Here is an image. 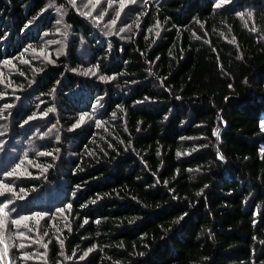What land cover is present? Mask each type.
I'll return each mask as SVG.
<instances>
[{
  "label": "trees",
  "instance_id": "1",
  "mask_svg": "<svg viewBox=\"0 0 264 264\" xmlns=\"http://www.w3.org/2000/svg\"><path fill=\"white\" fill-rule=\"evenodd\" d=\"M221 1L141 0L104 38L0 0L12 264H264V0Z\"/></svg>",
  "mask_w": 264,
  "mask_h": 264
},
{
  "label": "rangeland",
  "instance_id": "2",
  "mask_svg": "<svg viewBox=\"0 0 264 264\" xmlns=\"http://www.w3.org/2000/svg\"><path fill=\"white\" fill-rule=\"evenodd\" d=\"M66 1L68 2L69 6L74 9L73 12H76L79 15H82L80 14V12H82L83 15L86 16L87 18L88 16L94 17L92 21L94 25H96L97 27V33L100 35V37L104 36V38H107L111 36L118 37L117 35L124 34L127 28L129 29L128 30L129 33H131V29L129 28L128 25H125L123 27H120V26L124 23V21L127 18L128 20L132 19L134 9L136 8V6L139 4L141 0H139V2H137L136 0H108V3L112 1L116 2V6L113 3L108 4V8L103 7L100 4V0H66ZM225 2L227 1L223 0L222 3H225ZM97 6L98 8L94 9V7H97ZM87 7L88 9H86ZM101 8H103V10ZM49 9L50 10L53 9L60 18L62 16V19H63L64 14L66 13L65 8L62 9L57 6L49 7ZM125 11L127 12V14L124 16ZM119 18H121L122 21L115 25V23L118 21ZM101 21H105V24H103V22ZM102 25L103 27L100 29ZM64 26L66 25H64L62 21L61 28H64ZM69 32H70L69 28L65 27L61 33H56L55 36H57V38L55 41V47H56L55 54H61V53L63 54L66 51L67 44H68L67 40H69L70 38ZM108 35H111V36H108ZM86 48H87L86 43L84 45L82 44L81 47L79 48L80 58L82 59L87 58ZM2 121L4 120L0 118V122ZM23 175H28V174H23ZM25 221L26 219L22 218L18 221V224L19 225L23 224L24 226H26ZM12 228L13 227L11 225H8L6 229V225L0 221V264H12L10 261L11 260L10 256L7 253V244L5 241L6 237L7 238L10 237L12 231H14ZM25 230L28 234L31 233L28 227ZM27 230H29V232ZM22 241L24 243L31 242L28 239H24Z\"/></svg>",
  "mask_w": 264,
  "mask_h": 264
},
{
  "label": "snow or ice",
  "instance_id": "3",
  "mask_svg": "<svg viewBox=\"0 0 264 264\" xmlns=\"http://www.w3.org/2000/svg\"><path fill=\"white\" fill-rule=\"evenodd\" d=\"M222 2H223V0H222ZM218 7H219V5H217ZM250 15V14H249ZM83 119V118H82ZM262 129H264V124H262ZM3 211V209L2 208H0V212H2ZM15 223H18V222H15ZM85 255H87V253H85Z\"/></svg>",
  "mask_w": 264,
  "mask_h": 264
}]
</instances>
